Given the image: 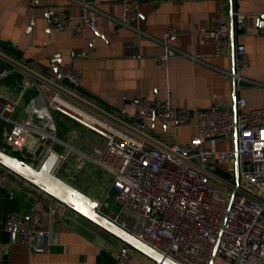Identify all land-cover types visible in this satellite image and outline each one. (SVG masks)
Returning a JSON list of instances; mask_svg holds the SVG:
<instances>
[{"label":"built area","instance_id":"built-area-1","mask_svg":"<svg viewBox=\"0 0 264 264\" xmlns=\"http://www.w3.org/2000/svg\"><path fill=\"white\" fill-rule=\"evenodd\" d=\"M139 15L137 3L126 4L121 23L134 27ZM50 20L59 30L76 24L67 11L51 13ZM252 20L243 15L235 29L243 31ZM81 22L90 26L92 21L84 16ZM231 31L229 20L209 29L217 52L228 48ZM180 33L177 26L168 28L163 39L167 48ZM236 60L233 76L239 84L244 79L240 71L249 61L242 43L236 45ZM0 62L21 75L18 93L0 92V149L31 160L27 163L35 168L56 152L52 173L68 183L89 163L99 166L111 183L96 201L97 210L176 264H209L214 255L229 264H264V108L248 109L246 99L239 97L236 110L212 106L181 111L146 96L138 99L135 115L125 117L80 93V74L71 63L41 73L1 46ZM160 63L168 68V52ZM17 95L30 96L34 110L41 101L43 119L34 114L25 121L17 119ZM52 113L96 133L105 147L93 154L75 148L59 152L53 143L66 144L55 134ZM191 119L197 132L187 143H170L155 133V125L178 133L191 126ZM222 142L226 148L219 146ZM27 150L28 158L22 155ZM13 176L0 166V190L12 187ZM48 210L58 214L55 208ZM43 222V212L35 209L28 215H9L3 229L17 234L33 251L50 237ZM132 258L133 249L124 245L116 264H130Z\"/></svg>","mask_w":264,"mask_h":264},{"label":"crops","instance_id":"crops-1","mask_svg":"<svg viewBox=\"0 0 264 264\" xmlns=\"http://www.w3.org/2000/svg\"><path fill=\"white\" fill-rule=\"evenodd\" d=\"M129 3L139 7L134 27L121 23ZM56 11L70 13L75 26L57 29L50 20ZM245 14L253 20L237 31L235 24ZM262 14L264 0H0V46L41 73L71 63L80 74L78 91L125 117H133L138 99L146 96L181 111L212 106L234 109L239 97L246 99L248 109L264 108ZM84 16L91 19L90 26L81 22ZM222 20H229L232 31L228 48L217 52L209 29ZM173 25L181 33L167 48L164 35ZM241 43L249 61L240 71L244 79L238 84L233 73L236 45ZM165 52L168 68L160 63ZM20 78L18 71L0 62V92L11 89L18 93ZM16 99L17 119L25 121L31 114L43 119L46 112L41 101L34 110L30 96L17 95ZM52 119L55 134L66 144L53 143L59 152L75 148L93 154L94 149L105 147L103 138L71 119L59 113H52ZM195 124L191 119V126L178 133L160 125L154 129L165 141L187 143L197 132ZM219 146L227 145L222 142ZM30 153L27 150L22 155L28 158ZM70 183L98 201L109 190L111 179L102 168L89 163ZM49 208L58 214L51 215ZM35 209L43 212V229L51 234L31 251L3 226L9 215H28ZM124 245L128 244L17 175L9 190H0V264H116ZM132 249L130 264H153ZM214 264L229 263L216 257Z\"/></svg>","mask_w":264,"mask_h":264},{"label":"water","instance_id":"water-1","mask_svg":"<svg viewBox=\"0 0 264 264\" xmlns=\"http://www.w3.org/2000/svg\"><path fill=\"white\" fill-rule=\"evenodd\" d=\"M260 22L261 26L264 27V14L260 16ZM234 110H236V106ZM57 160L58 154L53 152L46 158L40 168H35L18 157L0 149V166L31 183L97 226L117 236L156 264H176L102 215L97 210V202L94 199L65 180L55 176L52 170ZM215 258L216 255L213 256L209 264H214Z\"/></svg>","mask_w":264,"mask_h":264},{"label":"rangeland","instance_id":"rangeland-1","mask_svg":"<svg viewBox=\"0 0 264 264\" xmlns=\"http://www.w3.org/2000/svg\"><path fill=\"white\" fill-rule=\"evenodd\" d=\"M153 264H154V262H153Z\"/></svg>","mask_w":264,"mask_h":264}]
</instances>
